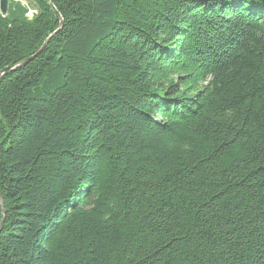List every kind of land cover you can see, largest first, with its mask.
I'll list each match as a JSON object with an SVG mask.
<instances>
[{
  "label": "trees",
  "instance_id": "trees-1",
  "mask_svg": "<svg viewBox=\"0 0 264 264\" xmlns=\"http://www.w3.org/2000/svg\"><path fill=\"white\" fill-rule=\"evenodd\" d=\"M9 1L0 264H264V0Z\"/></svg>",
  "mask_w": 264,
  "mask_h": 264
},
{
  "label": "water",
  "instance_id": "water-1",
  "mask_svg": "<svg viewBox=\"0 0 264 264\" xmlns=\"http://www.w3.org/2000/svg\"><path fill=\"white\" fill-rule=\"evenodd\" d=\"M9 3L10 1L9 0H0V13L3 15V16H7L8 14V9H9ZM32 59L26 61L23 63V65L27 64L29 61H31ZM0 199L2 201V198L0 196Z\"/></svg>",
  "mask_w": 264,
  "mask_h": 264
},
{
  "label": "built area",
  "instance_id": "built-area-1",
  "mask_svg": "<svg viewBox=\"0 0 264 264\" xmlns=\"http://www.w3.org/2000/svg\"><path fill=\"white\" fill-rule=\"evenodd\" d=\"M16 2H19V0H16ZM23 4H25V3H23ZM35 13H36V12L31 11V12L29 13L28 17H29V18L32 17L33 14H35Z\"/></svg>",
  "mask_w": 264,
  "mask_h": 264
},
{
  "label": "rangeland",
  "instance_id": "rangeland-1",
  "mask_svg": "<svg viewBox=\"0 0 264 264\" xmlns=\"http://www.w3.org/2000/svg\"><path fill=\"white\" fill-rule=\"evenodd\" d=\"M13 2L17 3L16 0H12ZM18 3H24V0H19Z\"/></svg>",
  "mask_w": 264,
  "mask_h": 264
}]
</instances>
